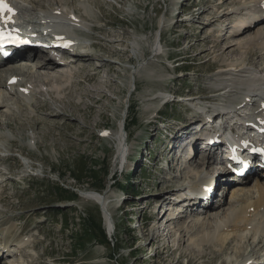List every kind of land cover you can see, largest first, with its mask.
<instances>
[{"label": "rangeland", "instance_id": "rangeland-1", "mask_svg": "<svg viewBox=\"0 0 264 264\" xmlns=\"http://www.w3.org/2000/svg\"><path fill=\"white\" fill-rule=\"evenodd\" d=\"M38 1L44 5L56 2L32 0L36 7ZM61 1L69 9L75 7L82 14L93 15L94 20H86L89 35L97 46L92 54L96 59L98 56L111 60L114 69L111 73L106 68L100 69L94 80L82 81L77 91L74 90V97L65 99L82 103L80 111L65 102L57 103L46 89L41 94L48 96V101L44 100L45 96L38 95L33 103L36 108L21 106L22 97H18L19 101L13 96L8 97L13 109L11 112L15 115L6 118L0 113V231L6 228L10 232L8 228H11V237L28 241L10 246L13 241L7 239L4 251L12 250L15 255L6 258L2 250L0 264H12L13 261L15 264H223L228 261L229 264L237 258L241 245L229 244L232 246L225 253L221 252L216 235L218 231L214 226H194L197 221L204 220L205 212L199 214L195 208L189 216L184 212L180 221L170 222V231H166L167 226L157 220L163 211L169 208L166 213L171 214L176 207L177 190L172 188L187 181L186 177L192 170L209 175L213 170V165L205 162L202 152L189 165L191 144L190 139L183 135H189L191 126L196 124V110L202 103L206 104L202 100L209 98V105L217 108L233 100L238 102L245 91L242 85L246 79L253 80L257 74L264 73V56L259 58L260 52L264 53V45L260 42L256 45L261 48L246 46L247 49H238L232 54L221 52L228 43L245 40L248 37L245 35L248 32L253 34L258 27H250L247 33L239 34L233 40L230 30L241 15L233 13L209 23L210 18L222 15L228 9H238L239 5L243 9L245 0H236L220 10L216 5L223 0ZM31 4L27 5L33 7ZM79 5L83 8L81 6L80 9ZM241 12L244 14V10ZM241 35L245 37H239ZM160 39L162 48L159 49L157 43L160 44ZM216 40L221 42V46L209 54L208 49ZM249 48L254 50L253 57L249 55ZM124 49L127 53H123ZM238 59H246L247 63L255 61L257 65L249 63L245 73L239 77L229 72V75L219 73L221 66ZM37 63L36 60L29 66L37 68ZM99 63L95 61L96 66ZM12 64L2 67L7 70L16 65ZM66 66L64 70L70 68L74 73L79 70L75 64ZM40 70L30 74V81L25 74H20V77L24 75L25 81L35 85V81L44 82L47 75L56 76L55 71ZM259 70L261 72L258 73ZM6 72L9 77L11 71ZM232 79L236 85L229 88L232 89L230 94L223 90L232 83ZM84 88H101L102 91L87 96ZM225 93L226 96H222ZM102 94L103 98L97 102ZM44 101L57 109L51 112L62 114L64 111L67 115H47V111L39 107ZM244 103L247 104L245 100ZM90 105L95 111L86 108ZM32 117L40 118V124L32 123ZM66 122L73 123L74 127H66ZM84 129L86 133L81 132ZM118 132L127 138L128 155L123 166L114 165L119 145ZM81 167L87 170L79 180L75 173L79 174L77 169ZM91 169L95 170L90 174ZM249 176L247 189L252 192L248 198L254 201L258 197L253 187L255 175ZM188 180L185 185H192L191 180L194 183L192 178ZM61 185L78 192L79 198L67 201L69 192L60 190ZM232 185L229 190L219 188L218 195L214 197L216 204H224L220 215L225 216V210L240 206L238 198L232 195L235 191V185ZM89 192L111 195L108 208L114 222L112 235L107 230L106 217L100 205L87 198ZM180 205L175 213L180 211V207L184 208L183 204ZM98 210L102 214L107 240L94 239L76 251L73 236L82 232L84 219L91 222L95 218L96 225ZM66 218L70 221L69 226L65 225ZM188 225L190 233L183 236L185 233H181V228ZM212 231L214 237L210 244L214 253L203 247L199 240ZM192 237L198 240V248L204 254L200 259L197 257L199 252L192 249ZM179 240L181 246L177 249ZM250 243L248 250L253 251V239ZM260 254L264 256V252Z\"/></svg>", "mask_w": 264, "mask_h": 264}, {"label": "bare ground", "instance_id": "bare-ground-1", "mask_svg": "<svg viewBox=\"0 0 264 264\" xmlns=\"http://www.w3.org/2000/svg\"><path fill=\"white\" fill-rule=\"evenodd\" d=\"M10 1L16 7V9H19L20 12L27 15V19H29L30 21H35L36 15L39 17V15H49L50 16L51 14L61 15L62 17H65L67 21L73 22V23H78L79 21L87 22L86 20H89V19L94 20V18L92 17L93 15L91 16L88 12H87L88 14L85 15V14H82L81 11L75 7H72L70 9L65 7L61 0H56V2L50 1V3H48L46 5H44V3H41L38 1V2H36L38 5L37 7L33 4V2H35V1L32 2V0H10ZM73 1H75V0H73ZM233 2H236V0H223L219 4L216 5V8L218 10L223 9L224 7H226L228 5L231 6V4ZM28 3H32L34 6L33 7L28 6L27 5ZM99 4H100V2H99ZM62 6L67 8L68 11H65ZM81 6L79 5V8ZM35 7L38 9H36ZM242 7H243V9H240V5H239V7H237L238 9L231 8V9H228V11H226L224 13L222 11V13H223L222 15L213 16L212 18H210L209 23H211L213 21H220V20H222L223 17H225V16L229 17V15L233 14V13H234V15H241L240 19H238L237 22L235 23L234 28H232L230 30V33H231L230 38L231 39H233V37L238 36L239 34L247 33L249 31L250 27H256V28L258 27L253 34L248 32V34L245 35V36H248L245 40L244 39H242V40L238 39L240 41H238L234 44L228 43V45L222 49V51H221L222 54H225V53H231L232 54V53L237 52L238 49H247L248 47H246V46H254V47L259 46L260 47L259 44L256 45V43H258V42L262 43V46L264 45V27L262 26V25H264V19L261 20V18H260V16H261L260 13L264 12V0H250L247 2L245 0L242 3ZM81 8H83V6ZM242 10H244V14L241 12ZM38 12H41V14H37ZM204 13H205V10L202 12V14H204ZM74 14L76 15L77 18H74ZM30 15H32V16H30ZM47 18H45V19H47ZM39 20H41V18ZM174 28H175V26H174ZM242 36H244V35H241L239 37H242ZM233 40H230V41L232 42ZM120 41H123V40H120ZM230 41L228 40V42H230ZM157 44H158L159 49L162 48L161 39H160V44L159 43H157ZM220 46H221V42L219 40L214 41L213 45L208 49V53L209 54L214 53L212 51L215 48H216V50H218L217 48H219ZM252 49L251 48L248 49L249 50L248 52H250L249 53L250 57H253L252 54H254L253 53L254 50H252ZM112 52L116 53L117 51L112 50ZM123 53H127V50L124 49ZM156 54H158V52H156ZM262 56H264V53L260 52L259 58ZM18 57H21V59H20V60H22V61H20L21 63H23V62H26V63H24V64L20 63V65H18V63H16V65L14 67L10 65L11 67H9L7 70L0 65L2 67V68L0 67V88H4V90H7L6 92L8 94H11L12 91L14 93H16L17 89L14 88V85H9L8 80L12 76H17L16 77L17 78V82H16L17 85H19V87L23 86V88H21L20 90L22 91L23 94H25V95L27 94L30 97L32 95H35V91H37V89L39 87L38 83H43V84H46L50 87V88L46 89V90H48L47 94L50 97H54L55 100L57 101V103L58 102L59 103L65 102L66 105H68L69 107L71 106L72 109L79 110V111L81 109L82 103L76 104L71 99H68V100H65V99L69 98V97L70 98L74 97V95L76 94L74 90L77 91L76 88H79V86L82 84V81H89L90 82V81L94 80L95 75L98 74L100 69L106 68L109 73H111V71L114 69L112 62L109 59H106L104 57H98V56L96 59V58L92 57L91 55H85V56L80 55V56H78L79 58L76 61H74V64L77 65L79 68L77 73H74L73 69L68 68L67 72L69 74H61L58 76L47 75L46 79H44L45 80L44 82L35 81L36 84L34 85V83H32L34 85L33 86L30 84V82L25 81L26 78L28 80V78L31 76L30 74L33 72V67L31 68L30 67L31 65L29 63H32V62L37 60V62H38L36 65L37 68H40V69L46 70V71L48 70V73H50L49 71H56L57 69H60V68L66 69L64 67H67V66L66 65L61 66L60 65L61 62L56 61L55 59L50 57V55L47 52H45L43 49H35V50H32L28 53H21ZM82 58H86V60L81 61ZM250 60L251 59H249V61ZM8 61H5V62L7 63ZM95 61H99L100 62L99 65L96 66ZM247 61L248 60H246V59L240 60V61L238 59V61L228 63V64H226V66H221L219 68V73H221V75H229V74H227L228 73L227 71L232 69V70L237 71L236 76L239 77V76H241V74L245 73L244 70L246 69L248 64L253 63V62L247 63ZM223 63H225V62H223ZM2 64H4V63H2ZM251 65L256 66L257 64L254 61V63ZM6 71H11V74L9 77L6 75L8 73ZM20 74H25L26 78L25 79L21 78ZM91 74H94V75H91ZM257 75L255 77L253 76L254 77V78H252L253 80H247L245 78L246 83H245V85H242V86H244V90H245L242 92V94L244 95V97H243L244 100H246V97H249L250 100H255V99L259 98L260 94L264 95V75H261L260 77H257ZM4 77H5V79H4ZM240 78H239V80L241 81ZM234 80L232 79L231 80L232 83H228L226 85V87L224 88L227 92H232V89H229L232 85H234V87H235L236 82ZM28 81H30V80H28ZM64 81H66V83L62 84ZM243 81H245V80H243ZM33 82H34V80H33ZM221 84L224 85L223 83H221ZM243 84H244V82H243ZM36 85H38V86H36ZM231 88H233V87H231ZM9 89H10V91H9ZM3 91L0 90V113L3 116H5L6 118H8L10 116H14L15 114H13L11 112L12 107L10 106V103L8 101L9 96H7L5 94L6 92L4 91L5 92L4 93ZM97 91L101 92L102 90H101V88L100 89H92V90H90V89L86 90L85 89L84 93L87 96H94L93 93L97 92ZM18 94H21V92ZM103 96L104 95L102 94L98 99H96V101L100 102L101 99L103 98ZM18 97L21 98L22 96L19 95ZM22 99H25V97H22ZM243 99H242V101L239 100L240 102L237 104L243 103L244 102ZM94 101H95V99H94ZM20 104H21V106H27L28 107V105L24 101L22 103L20 102ZM245 104L246 103H244L242 105H245ZM40 105L41 106H39V107L41 109H44L47 111V115H50V113H52V114L55 113V115L58 114L59 116L62 115L63 117H65V115H67V113L64 111L62 114L59 113V111L58 112L54 111V113L51 112V111H53L52 109H54V108H52L50 106V104L45 102V101L41 102ZM61 108H62V106H61ZM63 108H62V110H63ZM86 108L93 109V106L90 105V106H87ZM232 109H234V108H232ZM54 110H57V109H54ZM52 116H54V115H52ZM32 118H33L32 123H35V125L40 124V122H41L40 118H38V117H32ZM30 123H31V121H30ZM20 124L22 126L24 125L22 122H20ZM7 125L9 126L10 124L7 123ZM65 125H66V127H71V128L74 127L73 123L70 124L69 122L68 123L66 122ZM32 127H33V125H32ZM125 130L128 131L127 128ZM192 131H193V129H192ZM81 132L86 133L87 131L84 129ZM187 133H189V131H187ZM48 134H50V133H48ZM117 134H118V138H119V143H118L119 145H118V150L116 152L117 154H115L116 157L114 159V165L115 166H118V165L123 166L125 159H126V155H128L127 149L125 146V142H126L127 138L124 135L120 136L119 132ZM183 135H187V134H183ZM173 150L174 149H171L170 151H173ZM199 152H200L199 149L194 148V155H192L189 158L190 159L189 165H191V161H195V157H197V154H199ZM179 159H180V157L178 158V160ZM205 159H206L205 162H207V164H210V165L212 164V156L210 154H208ZM205 166H206V164H205ZM210 174L212 175V174H214V172L212 171V173H210ZM251 174L255 175V183H254L253 187L255 188V190L258 194V197H256L257 199H255V200L253 199L254 201L250 200L251 198H248V197H250L251 194L249 195V193L252 192V190L247 189L248 188V185H247L248 180L247 179L250 177L249 175H251ZM251 174H249L248 177H246L244 180L240 179V177H237V179L235 178L236 182L242 181L239 183H234L235 189H233V190H235V191H233V193H232L234 198L235 197L238 198L237 204L239 202L240 206L235 205L233 209L229 208V209L225 210L223 213V214H225V216H224V215H220V210H222L221 207H223L224 204L221 202L218 204L211 202L208 204V207L205 210L206 217L204 218V220L197 221L194 224L195 227L196 226H203L206 224H208V225L210 224V225L214 226L215 227L214 230L216 231V229H217V231H218V233L216 235H218L217 236L219 239L218 241L221 244L220 250L223 253H225L229 249V246H232L229 244L235 243V245H237V246L241 245L240 248L238 247L239 249L237 250V254H238L237 258L235 260L233 259L229 264H242L244 262H247L246 264H248V261L251 259L257 260V258H262L263 255H261L262 253L260 254V252H264V173L263 172H260V173L254 172ZM188 176L189 177H186L187 181H189L188 179H190V178H192L194 181V183H193L191 180L192 185H189V184L185 185L187 183V181H184L178 187L172 188V190H177V192H176L177 196L175 198V199H177L175 201L176 202L175 204H177V205L175 207V210L177 208L179 209V206H181L180 204H183V206H184V204H186L188 202V199L185 198L186 197L185 193H190L191 190H193V189L197 190L201 183L206 182L207 180L209 181V179H210L209 174H202V172L199 170H196V171L192 170ZM232 187H233V185H232ZM228 188H229V186H228ZM109 196H111V195H109ZM109 196H107V193H99V192H89V194H87V198L97 202L100 205L101 209H103L102 211L105 214L106 223L112 228L114 222H113L112 215H111L109 208H108L109 207ZM180 197H183V198H180ZM172 198H174V197H172ZM190 204L191 203H189L188 205L191 207ZM196 204H198V202L194 200L193 205H196ZM171 206H173V205H171ZM173 209H174V207H173ZM168 210H170V209L168 208ZM168 210H166V211H168ZM192 210H194L193 207H192ZM180 211L182 213L178 212V214H180L183 217L185 214H184V210L182 207H180ZM185 211H187V209ZM194 211L198 212L197 210H194ZM165 214H167V213L165 212ZM190 214H192V211L190 212ZM212 220H215V222H212ZM257 221H259V222H257ZM169 222H171V221H169ZM221 227H222V229L219 230V228H221ZM167 229L168 228H166V231H167ZM170 230L171 229H169V231ZM181 230H182L181 233H183V232L185 233L183 236L189 235V233H190L189 225L187 227L183 226V228H181ZM6 233H9V232L7 231ZM213 237H214V232L212 231V232L205 233L202 236V239L199 238V240H201L203 243V247L211 250L212 253H214V248L210 244V241L213 240ZM14 238L11 237L8 239V241L9 240L15 241ZM161 238H163V237H161ZM252 239H253L255 247L253 248V251H249L248 249H249V246H251L250 242ZM190 241H191V245H193L192 249H194L195 253L199 252V254H197V257H199V259L202 258L204 256V254L202 253L200 248H198V245H199L198 240H196L194 237H192ZM18 242H22V241L18 240ZM179 242H180V240L177 243V249L181 246ZM238 244H240V245H238ZM5 245L7 246V244H5ZM235 249H236V247H235ZM4 250H5V248L3 249V254H6V258L9 255H11V256L15 255V252H12L11 250L7 253H5ZM249 255H251V256H249ZM213 258H215V256H213ZM263 258H264V256H263ZM227 262L224 261L223 264H227ZM259 263L264 264V262H262V261ZM12 264H15V262L13 261Z\"/></svg>", "mask_w": 264, "mask_h": 264}, {"label": "trees", "instance_id": "trees-1", "mask_svg": "<svg viewBox=\"0 0 264 264\" xmlns=\"http://www.w3.org/2000/svg\"><path fill=\"white\" fill-rule=\"evenodd\" d=\"M77 170H78L77 172L79 174L74 172L75 177L78 178L79 180H81L84 172H86L87 169H85V167H81ZM93 170H95V169H91L90 174L92 173ZM59 188H60V190L62 189V191H64V192H69V194L66 195L67 201H75V199L77 200L79 198L78 192H75L74 190L69 191L68 189H65L62 185ZM132 194H134V193H132ZM101 215H102L101 211L98 210L97 211L98 221H96V225H95V218L92 219L91 222H89L87 220L85 221V219H84L85 224H84V228H83L82 232L81 231L77 232L76 235L73 236V239L75 240V244L77 246V248L75 247L76 251L82 250L83 248H85V246L88 242H93L94 239H103V240L105 239V240H107L106 229L104 227V223H103V219H102ZM69 224H70V221L68 218H66L65 225L69 226ZM97 230H99L100 232L97 233ZM116 240H117L116 241V243H117L118 242L117 237H116ZM116 243H115V245H116Z\"/></svg>", "mask_w": 264, "mask_h": 264}, {"label": "snow or ice", "instance_id": "snow-or-ice-1", "mask_svg": "<svg viewBox=\"0 0 264 264\" xmlns=\"http://www.w3.org/2000/svg\"><path fill=\"white\" fill-rule=\"evenodd\" d=\"M9 13L11 15H6ZM14 15H15V9L12 6H10L7 0H0V21H2L4 26L15 23L14 19H12ZM16 31L18 32V29ZM2 42L19 43V44L28 43L27 40L21 39L18 35H12L10 31L6 32L3 27H0V43Z\"/></svg>", "mask_w": 264, "mask_h": 264}]
</instances>
